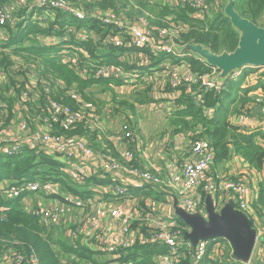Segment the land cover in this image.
<instances>
[{
  "label": "built area",
  "instance_id": "2783aa9c",
  "mask_svg": "<svg viewBox=\"0 0 264 264\" xmlns=\"http://www.w3.org/2000/svg\"><path fill=\"white\" fill-rule=\"evenodd\" d=\"M180 1L183 5L194 8L195 15L198 17L219 13L223 11L225 5V0ZM24 8L27 9V14L20 16L19 12ZM53 10L68 12L79 20L94 17L102 23L114 25L118 31L108 34L103 39L106 44L124 46L127 49H147L154 56L162 52L172 53L180 58L185 55L178 51L185 45L179 44L176 40L179 33L183 31L182 25L171 21L169 27L159 28L156 31L154 26L148 27L143 19L128 20L111 9L85 10L71 0L0 1L1 39L6 40L8 37L4 26H13L23 19H31L44 25ZM76 29L77 27L70 26L68 31L72 32ZM80 37L88 38L89 35L81 34ZM57 38L49 36L46 39L53 41ZM66 39L64 37L60 40L65 41ZM48 44L53 43L48 42ZM62 51L61 55L65 63L74 65L78 63V58L71 55L68 49L64 48ZM85 56H88L86 52ZM146 58L150 59L151 56L147 55ZM158 66H152V73H147L143 79L148 81L147 83L155 82V80L160 82L162 84L160 91L170 90L173 100H176L183 90H186L196 101L203 103L201 98L204 88L221 91L224 86L225 80L219 78L220 72L215 67L207 73L193 72L186 60L180 63L167 60ZM14 68L26 69L25 64L17 59ZM94 68H96L95 78H115L122 81L123 85H134L142 74L146 73V71L138 70L129 71L116 64H104ZM81 72L84 76H89L87 68ZM6 79V72L0 69V91ZM29 82L38 83L33 74L29 77ZM33 88L28 85V89L26 87L22 90L13 110V113L17 110L25 115L18 123L20 128L18 139L13 140L3 134L4 128L12 122V117L9 119V114L0 115V153L15 155L26 149L43 152L58 161L61 164V170L77 185H83L85 191L90 193L74 194L65 189L60 181L51 179L52 177L23 179L16 183L3 180L0 182V193L10 198L21 197L29 193H40L48 197L47 204L34 212L44 227L56 226L65 220L73 222L70 228L65 227L68 230L66 236L73 243L88 247L102 255L109 254L112 259L120 257V253L131 248L137 241L168 245L170 248L168 253H160L154 258V261L160 264H182V260L188 254L190 255L188 259L192 261L189 264L198 263L205 257L211 241H201L194 248L189 241L184 239V232L187 228L181 226L177 219L169 216L164 209L162 210L160 202L151 201L146 209H143L134 199L125 204L123 202L113 203L104 198L108 195H115L116 200H121L126 196L129 185H160L161 183L160 177L136 163L138 156L149 159L150 153L149 148L143 146L142 140L130 123L121 124L123 131L121 138H124L125 145H128L121 151L119 158L126 160L129 163L127 165L109 151L95 147L85 135L71 136L66 132L56 130L57 126L76 128L79 124H84L91 132H96L100 140L116 141L117 135H110L107 129L110 114L108 106L100 111L94 105L82 104L77 110H72L49 98L46 107L41 106L40 113L32 117L29 114L30 109L27 103L37 104L39 99L37 85ZM45 91L48 92L49 89L45 88ZM5 105L1 104V106ZM152 107H156V104H152ZM169 108L174 110V101L170 103ZM4 112L7 113V109ZM213 112V109H207L209 115ZM179 141L182 145L175 146V154H172L171 159L172 169L177 179L173 184L176 192L172 194V197L173 199L178 198L179 206L191 213L205 214L206 205L201 191L203 189L204 192L214 197L216 210L221 209L229 199H233L238 209L250 215L253 198L250 197L251 192L244 179L222 180L220 176H215L213 174L215 152L203 139H192L187 135L181 137ZM174 143L175 138H164L162 144L158 145L160 153L165 151L169 154L174 148ZM181 146L187 147V150L182 155H178L176 152L181 149ZM93 178L97 181L92 184ZM112 222L114 224L110 225ZM144 226L150 227L152 231L144 234L142 232ZM2 245L0 242V264L38 263L35 255L27 259L21 253L2 248Z\"/></svg>",
  "mask_w": 264,
  "mask_h": 264
},
{
  "label": "trees",
  "instance_id": "16d2710c",
  "mask_svg": "<svg viewBox=\"0 0 264 264\" xmlns=\"http://www.w3.org/2000/svg\"><path fill=\"white\" fill-rule=\"evenodd\" d=\"M0 1L4 2L5 0ZM71 1L85 10L111 9L118 14H122L128 4H133V8L138 6L137 15L146 16L151 23H154L156 31L159 28L169 27L171 21L177 25H182L183 31L176 38L181 45L203 44L216 53H222L223 51L235 50L239 44V33L233 27L230 19L225 16L224 8L219 13L198 17L195 15L194 8L182 3L171 5L152 0ZM234 2L235 8L240 14L256 24L264 19V0H234ZM26 10V8L21 10L22 16L25 15ZM126 13L127 17H131L129 11ZM51 15L55 16L54 19L50 18ZM70 26H75L77 29L89 28L99 39L97 41L92 37L77 39L72 32L68 31ZM3 28L8 37L6 40H2L0 35V69L6 72L7 79L0 91V115L9 114V119L13 117V110L19 101L22 90L26 87L28 89V85L32 88L37 85L39 91L37 104L28 102V109L40 110L41 106L45 108L50 98L70 107L72 110H77L80 105L87 104L94 105L102 111L104 102L96 98L93 92L98 87L111 90L112 85H123V82L115 78H95L96 68L94 67L99 65L116 64L129 71L140 70L145 72L150 70L152 66L158 65L157 62L169 60L180 63L182 60H186L193 72L207 73L212 70V67L194 53H186L182 58L165 52L154 56L147 49L145 50L146 55L151 56L149 60H153L152 64L148 66L132 65L123 59V53L132 50L131 48L127 49L124 46H116L111 43L106 44L103 41L108 34L118 31L114 25L102 23L94 17L79 20L62 10H53L44 25L38 21L23 19L16 26L7 25ZM49 36L60 39L67 37V41H61L60 45H46L42 38L45 39ZM68 36H71V41H69ZM64 48L78 58L76 65L63 61L60 52ZM85 52L88 56H85ZM16 59L24 63L26 69L14 68ZM154 63L157 64L153 65ZM86 68L88 70L87 75H89L87 77L81 72ZM32 74L38 83L31 84L29 82V77ZM143 76L144 74L136 83H146L145 86H147L148 81L143 79ZM230 78L232 77L230 76L225 80L221 91L204 88L201 98L203 103H199L190 92L183 90L182 94L174 101V110L170 114L171 123L176 133L182 132L192 139H203L208 143L215 152L214 167L224 160L231 159L233 155H239L249 164L250 168L253 167L260 171L264 165V147L256 141V136L260 131L248 132L231 124L229 119L231 112L228 111L227 107L224 109L221 106L226 87L231 88V82L228 81L231 80ZM151 86L148 85L145 92L149 91ZM45 88H48L49 91L46 92ZM146 99L144 98V101ZM249 100L250 98L244 96L239 105L244 106L245 102ZM1 104L6 105L1 106ZM6 109L7 113L4 112ZM207 109H213V114L209 115ZM235 112H239V110L235 109L232 113ZM56 130L66 132L71 136L85 135L93 142V145L98 146L95 143V139L98 137L97 133L91 132L84 124H79L76 128L57 126ZM40 177H54L55 180L61 182L63 187L74 194L90 193L86 192L83 186L72 184L70 177L61 170V164L43 152L26 149L15 155L0 153V182L8 180L16 183L23 179L33 180ZM159 192L160 195L153 197L162 199L165 191L161 189ZM153 193H148L149 195L145 197L151 196ZM3 207L6 209H1ZM249 216L256 227V221L262 224L261 230L264 234L263 190L259 192L256 200L253 199L252 213ZM177 221L181 226L186 227L179 217H177ZM150 230V227H142L144 234H148ZM225 240L228 241L224 238L212 240L207 254L198 261V264H257L237 260L232 254L229 242L227 255L222 259L212 257V245L225 242ZM0 242L3 244L2 248L21 253L27 259L34 254L38 259L37 264H88L94 263L93 256L102 254L88 247H77L70 241L55 238L40 223L36 214L24 209L22 197L10 198L3 193H0ZM169 250V246L164 243L137 241L131 248L120 253V260H132L134 264H155V256L160 253H168ZM188 258H190L189 254L182 260V264L191 263L192 261Z\"/></svg>",
  "mask_w": 264,
  "mask_h": 264
},
{
  "label": "crops",
  "instance_id": "0c3cea01",
  "mask_svg": "<svg viewBox=\"0 0 264 264\" xmlns=\"http://www.w3.org/2000/svg\"><path fill=\"white\" fill-rule=\"evenodd\" d=\"M34 1V0H30ZM153 1V0H152ZM154 2H161L165 4H171V5H178L180 4V0H161V1H154ZM136 13L138 12L137 9H135ZM27 14V11L25 12V15ZM140 18V17H139ZM86 28H81L78 30H83ZM89 29V28H88ZM77 29L75 31H72V34L75 36L77 39H86V38H81L80 34H77L78 31ZM82 34H86L82 32ZM89 37H92L95 41L99 39V37L92 31V34L89 35ZM67 38V37H66ZM46 39V38H45ZM69 41H71V36H68ZM47 40V39H46ZM62 41V40H61ZM60 41V42H61ZM67 41V39L65 40ZM49 41H45V44L48 45ZM58 45V44H56ZM79 48V47H77ZM80 50L82 48L80 47ZM147 52L145 49L139 50V49H132V50H127L123 53V59L127 61L128 57H134V56H139L140 59H138V63L135 65L138 66H148L149 64H152V59L151 60H145V57ZM140 61L142 62L140 65ZM160 65L161 62H157ZM154 63L153 65L157 64ZM156 65V66H158ZM148 69V68H146ZM258 69L263 70L264 67H246L242 69L241 71H237V74L234 75L231 80H228L231 82L230 86L231 88L226 87V93L223 95V101L221 103V106L225 109L226 107L228 108V111L231 112V116L229 117L231 124L242 128L245 131L248 132H253V131H260L259 134L256 136V141L259 143L262 147H264V108H254L256 106L253 103V96L254 95H263L264 96V77H258L254 78V72H256ZM148 72L146 70V73L144 75H147V73H152V70H149ZM144 77V76H143ZM256 79V80H255ZM144 82V81H143ZM146 84V83H145ZM144 85V84H142ZM148 85H152L149 91L145 92L144 95L140 99H137L138 102H133L130 101V106L129 111L134 112L138 108V106H144L146 103H150L151 99H154L149 95V92L151 93L153 91V94L156 95L159 93L160 89L162 88V84L158 81L155 80V82H149ZM147 85V86H148ZM147 86L144 85L145 90H147ZM165 91V90H164ZM163 91V92H164ZM148 96V98H147ZM247 96V98H250L249 101H246L244 106H240L239 102L240 100L244 97ZM144 98L146 101H144ZM127 103V102H126ZM103 107L101 109H104L106 105L102 104ZM101 105V106H102ZM110 109V108H109ZM235 109H238L239 112H234ZM111 112V109H110ZM233 115V116H232ZM120 120V119H119ZM114 121V120H113ZM124 120L117 121L115 123L114 129L112 132H114L115 135H117V140L116 141H108V140H99L100 137H97L95 139V143H97V147L103 148L106 150V144H108L109 150L112 152V154L117 157L122 163L129 164L126 160L123 158H119L117 155L120 154L121 152H116L117 149H121V151L124 149L126 140L124 138H121L123 136V131L121 129V124ZM134 122V121H133ZM135 125V124H134ZM17 131L18 133L20 132V128L17 126H7L4 128L3 134L6 137H10L12 132ZM185 134V133H184ZM182 132L176 133L173 128V135L175 138V143L173 150L167 154L165 151L161 152L159 151L158 145L162 144L163 140H151L146 142L147 140H142V144L144 147L149 148V153H150V158L149 159H144L142 156H138L136 163L142 165V167L146 166L148 167L149 165H152L154 162H152V156L159 157L163 159L165 155L170 156V160L172 159V156L175 154L176 147L178 145H182V143L179 141L181 138V135H184ZM187 136V135H186ZM184 140V138H182ZM91 141V140H90ZM92 142V141H91ZM93 143V142H92ZM113 143V144H112ZM111 144V147H110ZM184 144V143H183ZM96 147V145H94ZM133 146V145H132ZM115 151V153H113ZM174 153V154H173ZM177 153V152H176ZM173 154V155H172ZM178 154V153H177ZM217 167V168H216ZM213 167V174L215 176H220L221 179H227V177H230V179H249L251 184L256 187V194L258 195L261 190L264 191V165L262 167V170L257 171L253 167L250 168L249 164L239 155H233L231 159L229 160H224L221 164L218 166ZM164 168V167H163ZM232 176V177H231ZM97 181L96 178L92 179V184ZM169 187V186H168ZM165 188V185H153V184H144L142 186H134V185H129L128 190L126 193V196L121 199V200H116L115 195H108L105 196L104 198L107 201L113 202V203H125L131 199H134L138 202L140 207L146 208L148 203L151 201H158L161 203L163 209L165 210L166 213L169 214L171 217H175L177 219V215L175 214V208L173 205L174 199L172 197L173 191L171 189ZM165 191V195L162 196V199H157L154 198L153 196L160 195L161 193L159 191ZM203 193V199H204V204L206 205V197L210 193H206L201 189ZM154 192L153 195L145 197L149 195L148 193ZM171 193V194H170ZM22 197V204L25 210L30 211L29 208H26L24 205V199L26 198V194L21 195ZM17 198V197H16ZM46 203H40L39 207L43 208L47 202H48V197L45 198ZM159 204V203H157ZM170 204V205H169ZM168 205V206H167ZM259 223V221H257ZM114 222H112L110 225H113ZM258 234V240L256 242V246L251 258V262L255 260L257 264H264V234L263 232H260ZM262 231V230H261ZM68 240L73 243V241L68 237ZM75 244V243H74ZM76 245V244H75ZM217 245V244H216ZM76 246H81V245H76ZM232 249V248H231ZM34 255V254H33ZM94 259L97 256H93ZM106 257V255H105ZM91 264V263H88Z\"/></svg>",
  "mask_w": 264,
  "mask_h": 264
},
{
  "label": "rangeland",
  "instance_id": "374dc122",
  "mask_svg": "<svg viewBox=\"0 0 264 264\" xmlns=\"http://www.w3.org/2000/svg\"><path fill=\"white\" fill-rule=\"evenodd\" d=\"M153 1H161V0H153ZM135 9L138 10V6H135L133 8V4L132 5L128 4L127 7L124 8V10L122 11L123 13L121 15L125 16L128 20L138 19V17H140L139 19H143L146 21L148 27L154 26V23H151L150 20L146 16L141 15V14L137 15ZM127 11L130 12L131 17L129 16L127 17V13H126ZM19 15L21 16L20 12H19ZM54 17H55L54 15H51L50 18L54 19ZM258 24L262 26L264 24V19H261ZM16 25L17 24L13 26H16ZM76 32H78L77 34H80V33L82 34V32L86 33L87 35L92 34V31L87 28L83 30H78ZM45 41L52 42L53 43L52 45H56V44L60 45L61 43L60 42L61 40L59 38L53 41L51 40H45ZM62 53L63 51L60 52V55ZM138 59H140L139 56H134L131 58L128 57L127 61L128 63L135 65L136 63H138L137 62ZM146 60L148 59L145 57L144 62ZM141 63L142 62L140 61V65ZM147 71L150 72L149 70ZM235 74H237V72H235L234 75ZM253 77L254 78L264 77V69L263 70L258 69L256 72H254ZM144 85H142L141 83H136L134 85L133 84L132 85L131 84L115 85V86L112 85L111 90H107V89L105 90L104 88L98 87V89H96L93 92L96 98L101 99L104 102L103 104L108 106L111 109V112L109 114V120L107 121V129L110 135H115L114 132H112V130L114 129L115 123H117V121L124 120L122 124L130 123L135 133L139 136V138H141L144 141L147 140L146 142L151 141V140H160V139L163 140L166 137H171V138L174 137L173 126H172L171 117H170L172 110H170L169 107H170V103H173V101L175 100L172 99V93L170 90L166 89L164 92L159 91V93H157L156 95L153 94V91L151 93L149 92V95L154 98V99H151L150 103H146L144 104V106H138V108L134 112L129 111L128 106H130V101L137 103L138 102L137 99H140L142 97L140 96V94L141 95L145 94ZM154 103L156 104V107H152V104ZM252 104L256 105L254 106V108H264V96L254 95ZM39 113L40 112L37 109H35L34 111L30 109L29 114L32 117H34V116H37ZM23 116H25L23 113L15 110L13 113L12 122L9 123L8 126L18 127L19 120ZM186 135L187 134L181 135V137H186ZM19 137L20 135L18 134V132L14 131L12 132L11 137L9 138L15 140V139H18ZM105 147L107 151L112 153L109 150V148H107L109 147L108 144H106ZM110 147H111V144H110ZM186 150H187V147L181 146V149L178 150L177 153L178 155H182L184 152H186ZM116 152H121V149H117ZM113 153H115V151ZM117 156L120 157L121 154H118ZM152 162H154L152 165H149L148 167L144 166L142 168L145 170H149L152 174L160 177L161 179L160 185H165V188L169 186L168 189H171L173 193H175L176 191H175L173 184L176 182L177 179L172 169V162L170 160V156L165 155L163 159L152 156ZM51 179H54V177ZM227 179L232 180L230 179V177H227ZM70 181L72 184H76L73 181V179H70ZM244 181L246 185L248 186V188L250 189L251 199L253 198L254 200H256V198H258V195L256 194V187L251 184L249 179H244ZM80 186H83V185H80ZM45 198L46 196L40 193H29V194H26V198L24 199V205L26 208L30 209V212L34 213L35 211L40 210V207H39L40 203H46ZM161 209L163 210V208ZM255 223L257 224L256 228L260 230V232H262L261 231L262 224L260 222L258 223L257 221ZM70 224H73V222L65 220L56 226H50V227H47V228L45 227V228L49 232H51L55 238L63 239L64 241H69L68 237L66 236V233L68 232V230L65 227L70 228ZM212 250H213L212 257L216 259H222L225 255H227V253H229L228 241L225 240V242H219V244L217 245L216 244L212 245ZM107 255L105 257V255L98 254L97 257L93 260L94 263H91V264H134L132 260L131 261H121L120 257L116 259H112L109 254ZM3 256L4 255H2V257ZM251 263H256V262L255 260H253V262ZM155 264H160V263L155 262ZM195 264H198V263H195Z\"/></svg>",
  "mask_w": 264,
  "mask_h": 264
},
{
  "label": "water",
  "instance_id": "95a60500",
  "mask_svg": "<svg viewBox=\"0 0 264 264\" xmlns=\"http://www.w3.org/2000/svg\"><path fill=\"white\" fill-rule=\"evenodd\" d=\"M224 14L239 33V44L235 50L216 53L203 44H188L178 51L198 55L208 66L217 68L219 78L223 80L249 66L264 67V24L261 26L242 16L235 8L234 0H225ZM205 202V214L191 213L180 207L178 198L174 197L175 214L187 228L184 239L194 248L201 241L227 239L233 256L244 263H251L259 234L252 218L238 209L233 199L226 201L219 210H216L211 194L207 195Z\"/></svg>",
  "mask_w": 264,
  "mask_h": 264
},
{
  "label": "clouds",
  "instance_id": "9594fccd",
  "mask_svg": "<svg viewBox=\"0 0 264 264\" xmlns=\"http://www.w3.org/2000/svg\"><path fill=\"white\" fill-rule=\"evenodd\" d=\"M233 76V74L231 75V77ZM3 208H5V207H3ZM6 209V208H5Z\"/></svg>",
  "mask_w": 264,
  "mask_h": 264
}]
</instances>
